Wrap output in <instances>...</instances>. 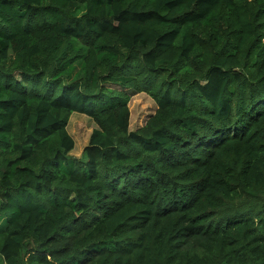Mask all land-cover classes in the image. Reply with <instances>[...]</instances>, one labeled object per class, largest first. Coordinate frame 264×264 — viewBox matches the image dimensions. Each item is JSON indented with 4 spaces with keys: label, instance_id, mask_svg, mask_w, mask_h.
Masks as SVG:
<instances>
[{
    "label": "trees",
    "instance_id": "16d2710c",
    "mask_svg": "<svg viewBox=\"0 0 264 264\" xmlns=\"http://www.w3.org/2000/svg\"><path fill=\"white\" fill-rule=\"evenodd\" d=\"M0 264H264V0H0Z\"/></svg>",
    "mask_w": 264,
    "mask_h": 264
},
{
    "label": "rangeland",
    "instance_id": "374dc122",
    "mask_svg": "<svg viewBox=\"0 0 264 264\" xmlns=\"http://www.w3.org/2000/svg\"><path fill=\"white\" fill-rule=\"evenodd\" d=\"M129 104L132 111V128H138L144 125L148 117L157 109L155 100L145 92L132 94ZM94 127V121L85 114L75 113L71 116L69 131L76 141V148L73 154L78 157L83 154L84 147L88 144L89 136Z\"/></svg>",
    "mask_w": 264,
    "mask_h": 264
}]
</instances>
